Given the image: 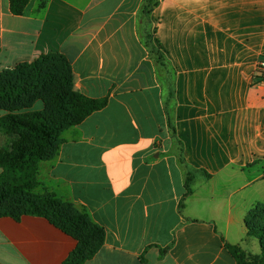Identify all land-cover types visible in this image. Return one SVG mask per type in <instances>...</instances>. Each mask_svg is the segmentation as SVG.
Returning a JSON list of instances; mask_svg holds the SVG:
<instances>
[{
  "label": "crops",
  "instance_id": "crops-1",
  "mask_svg": "<svg viewBox=\"0 0 264 264\" xmlns=\"http://www.w3.org/2000/svg\"><path fill=\"white\" fill-rule=\"evenodd\" d=\"M142 3L30 0L14 15L0 0V72L61 55L73 92L107 100L62 132L38 191L103 230L83 264H236L225 244L264 202V0ZM149 36L173 74L174 139ZM77 244L44 218L0 217V264H62Z\"/></svg>",
  "mask_w": 264,
  "mask_h": 264
},
{
  "label": "trees",
  "instance_id": "trees-1",
  "mask_svg": "<svg viewBox=\"0 0 264 264\" xmlns=\"http://www.w3.org/2000/svg\"><path fill=\"white\" fill-rule=\"evenodd\" d=\"M30 0H9V9L21 15ZM158 0H143L148 15ZM146 48L163 87V109L172 139L174 81L172 71L160 48L146 39ZM37 101L43 104L38 110ZM106 99H90L72 90V72L61 55L41 56L0 72V134L6 143L0 147V217L21 215L41 217L78 241L62 264H83L100 247L104 233L86 214L48 191H38V169L42 162L57 156L64 130L78 125L94 111L106 105ZM193 174L185 177L186 194L190 193ZM264 204L252 208L245 218L247 237L259 241L260 250L247 254L240 246L225 244L236 264H264Z\"/></svg>",
  "mask_w": 264,
  "mask_h": 264
},
{
  "label": "rangeland",
  "instance_id": "rangeland-1",
  "mask_svg": "<svg viewBox=\"0 0 264 264\" xmlns=\"http://www.w3.org/2000/svg\"><path fill=\"white\" fill-rule=\"evenodd\" d=\"M41 106V102L40 101H37L34 108L35 109H39ZM262 171V170H261ZM254 186L256 187H262V184L261 182H257L254 184ZM264 204V202H257L253 208L257 207L258 205H262ZM261 214H264V211L263 213ZM244 227L247 229V226H246V222L244 224ZM240 246L241 248L247 253V254H255V253H258L259 250H260V245H259V241L254 239V238H251V237H247L246 235L243 236L242 238V241L240 242Z\"/></svg>",
  "mask_w": 264,
  "mask_h": 264
},
{
  "label": "built area",
  "instance_id": "built-area-1",
  "mask_svg": "<svg viewBox=\"0 0 264 264\" xmlns=\"http://www.w3.org/2000/svg\"><path fill=\"white\" fill-rule=\"evenodd\" d=\"M255 78L259 82H264V60H259L255 66Z\"/></svg>",
  "mask_w": 264,
  "mask_h": 264
}]
</instances>
